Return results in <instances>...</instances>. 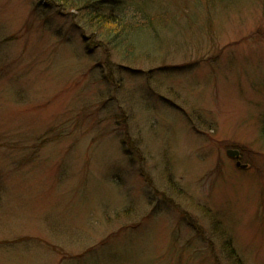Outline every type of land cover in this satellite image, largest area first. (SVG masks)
I'll return each instance as SVG.
<instances>
[{
	"label": "rangeland",
	"instance_id": "1",
	"mask_svg": "<svg viewBox=\"0 0 264 264\" xmlns=\"http://www.w3.org/2000/svg\"><path fill=\"white\" fill-rule=\"evenodd\" d=\"M97 7L0 0V264H264V0Z\"/></svg>",
	"mask_w": 264,
	"mask_h": 264
},
{
	"label": "trees",
	"instance_id": "2",
	"mask_svg": "<svg viewBox=\"0 0 264 264\" xmlns=\"http://www.w3.org/2000/svg\"><path fill=\"white\" fill-rule=\"evenodd\" d=\"M51 1V0H50ZM100 0H55V2H58L62 4L63 6H66L70 9L71 12H76L77 14H81L83 18L86 20L89 29L95 31L97 35L101 38L102 44L106 45L107 47L112 48L115 52H117L119 55L124 53L123 49V43L124 46L129 45V42H134L136 46H139L138 40H139V34L147 33V32H155L159 31L163 28H168L169 26H177L179 24V20L177 21V17L173 16L174 14L168 13L163 14V12L154 15L149 16L144 14L141 10H138V12L142 13L141 17L136 18L132 22H130L129 18H123L122 16H119V19L112 18L113 12H110L111 14H100L98 3ZM121 11L119 13H126L128 10V7L122 1L121 4ZM114 10V9H113ZM123 10V11H122ZM170 15L174 21L172 22H165L166 16ZM176 20V21H175ZM99 21L102 22H109L111 24H115L116 27H121V29L118 30L120 34V40L116 39L115 34L109 33L101 28V24ZM84 40H90V38H85ZM102 45V46H103ZM127 47V46H126ZM221 228V227H220ZM222 229V228H221ZM224 230V229H222ZM218 233L222 236H227L221 233V231L218 230ZM231 238L227 236V243L225 242V246L230 243ZM227 250L230 249V253H228L229 257L233 258L234 261H236V254L233 249L227 247ZM239 263V260L236 261ZM240 264V263H239Z\"/></svg>",
	"mask_w": 264,
	"mask_h": 264
},
{
	"label": "water",
	"instance_id": "3",
	"mask_svg": "<svg viewBox=\"0 0 264 264\" xmlns=\"http://www.w3.org/2000/svg\"><path fill=\"white\" fill-rule=\"evenodd\" d=\"M226 153L228 156H231V157L238 156V151H236V150H227ZM237 165H239V162L237 163Z\"/></svg>",
	"mask_w": 264,
	"mask_h": 264
}]
</instances>
